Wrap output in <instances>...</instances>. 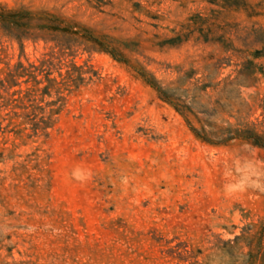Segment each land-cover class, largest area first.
I'll list each match as a JSON object with an SVG mask.
<instances>
[{
  "label": "rangeland",
  "instance_id": "1",
  "mask_svg": "<svg viewBox=\"0 0 264 264\" xmlns=\"http://www.w3.org/2000/svg\"><path fill=\"white\" fill-rule=\"evenodd\" d=\"M0 4L77 31L0 29V71L84 78L46 134L0 107V264H264V0Z\"/></svg>",
  "mask_w": 264,
  "mask_h": 264
},
{
  "label": "trees",
  "instance_id": "2",
  "mask_svg": "<svg viewBox=\"0 0 264 264\" xmlns=\"http://www.w3.org/2000/svg\"><path fill=\"white\" fill-rule=\"evenodd\" d=\"M34 20V15L28 10L7 9L0 4V29L6 37L16 40L20 45L25 40H38L37 31H65L68 36L77 34L73 26H69L65 30L60 28L58 25L59 21H57L59 22L57 25L50 28L43 24L36 25ZM57 54L58 56L56 57L54 54H49L48 57L44 56L38 65L30 62L24 64L19 61L12 67L7 66L5 71H0V74H3V77H0V90L4 93L0 94L2 101L0 107H10L14 117L18 116L15 109L23 110V116L26 119L25 123L30 125V136H38L41 133L46 134V129L53 126V116L61 110L65 100L64 93H70L72 88H78L84 81L80 68L74 62L69 64L63 62L67 52L61 48L58 49ZM63 68L64 73H61ZM54 69L58 70L59 80L51 77ZM41 75L44 76L46 84H42L43 80L38 78ZM21 84H25L26 88L21 89ZM13 87L19 88L10 92ZM53 94L56 96V100L46 102L45 105L46 107L57 106L59 103L56 108L49 109L45 113V108L34 106L43 102L44 97H51ZM29 108L32 111H28ZM36 109L41 110L39 114L34 113ZM25 130L26 128H22L16 132H24ZM239 132L236 133L237 136L251 138L255 143L261 140V137L252 131Z\"/></svg>",
  "mask_w": 264,
  "mask_h": 264
}]
</instances>
